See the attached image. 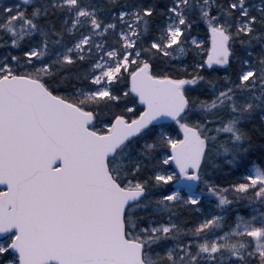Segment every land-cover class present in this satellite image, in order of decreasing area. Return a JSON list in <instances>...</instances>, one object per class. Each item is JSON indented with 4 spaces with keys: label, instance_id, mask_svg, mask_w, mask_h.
<instances>
[{
    "label": "snow or ice",
    "instance_id": "6c2138e0",
    "mask_svg": "<svg viewBox=\"0 0 264 264\" xmlns=\"http://www.w3.org/2000/svg\"><path fill=\"white\" fill-rule=\"evenodd\" d=\"M0 264H264V0H0Z\"/></svg>",
    "mask_w": 264,
    "mask_h": 264
}]
</instances>
